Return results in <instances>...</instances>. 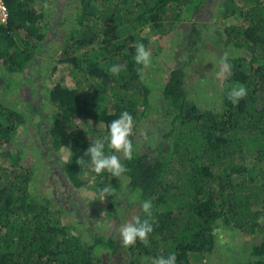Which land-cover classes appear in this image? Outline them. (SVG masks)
<instances>
[{
	"label": "trees",
	"instance_id": "obj_1",
	"mask_svg": "<svg viewBox=\"0 0 264 264\" xmlns=\"http://www.w3.org/2000/svg\"><path fill=\"white\" fill-rule=\"evenodd\" d=\"M3 1L9 17L0 26V163L9 161V167L0 164V264H99L102 250L113 255L124 251L128 264H152L153 258L172 253L176 264H203L215 248L220 228L259 236L261 241L244 255L248 264H264V0H222L224 18L237 15L244 24L224 29L228 85L218 108L203 110L187 97V66H177L161 88L162 98L174 112L171 129L154 154L133 147L131 160L121 158L127 169L121 179L107 171L98 175L95 188L100 194L105 187L113 192L125 184L138 199L139 209L142 202L151 201L153 232L147 245L137 241L127 248L102 237L87 241L78 227L63 224V209L44 193H34L36 165L31 162L24 171L20 169L21 174L14 172L30 152L10 136L24 123V111L35 114L36 135L50 154L57 155L73 119H101L106 128L103 139L109 124L127 111L134 120L133 143L141 119L139 107H148L147 91L143 103L137 95L146 68L134 60L135 45L150 44L140 34L145 27L152 28L158 40L153 42L162 46L161 37L177 23L194 24L193 18L210 0H75L74 24L57 51L59 63L78 80L76 88L55 85L51 89L49 113L21 97L16 104L11 97L25 87L20 75L41 54L51 14L45 0ZM168 19L170 24H164ZM195 27L191 30L197 34ZM164 28L168 30L163 33ZM114 64L124 66L118 75L108 71ZM240 84L247 95L233 105L227 94ZM109 97L114 109L98 114L99 105ZM19 105L25 106L23 112ZM67 135L70 160L60 163L57 171L66 184L80 189L83 181L77 160L90 163L84 152L91 144L82 133ZM105 153L112 154L107 146ZM246 155L252 158L249 164L243 163ZM137 215L148 218L141 209Z\"/></svg>",
	"mask_w": 264,
	"mask_h": 264
},
{
	"label": "rangeland",
	"instance_id": "obj_2",
	"mask_svg": "<svg viewBox=\"0 0 264 264\" xmlns=\"http://www.w3.org/2000/svg\"><path fill=\"white\" fill-rule=\"evenodd\" d=\"M75 0H45L47 11L51 14V25L48 29L46 39L41 45V54L35 55L29 66L25 68L24 74L20 75L21 84L25 87L18 90L12 100L16 104L19 97L34 108H42L49 113V92L55 85L76 88V80L63 64L59 63L58 49L62 48L65 34L70 26L74 24L76 6ZM222 0H210L204 8L195 15L193 23L180 22L171 28L166 36L161 37L162 46L156 42V32L145 27L140 34L150 41L147 49L151 52V64L145 69L143 85H139L137 95L143 103L144 93L147 91V105L139 107V125L135 129L134 148L140 152L147 151L154 154L155 146L160 144L164 135L170 131L173 110L167 101L162 98L161 88L165 83L168 73L179 65H186L185 89L187 97L197 104L201 109H217L220 104L222 91L227 89L228 70H224L221 63L225 50L224 29L230 25L244 24L239 16L224 18L222 12ZM171 20L164 21L170 24ZM196 26L198 39L191 30ZM167 26V25H166ZM168 28H164L163 33ZM158 43V42H157ZM75 48L74 46L70 47ZM192 60L189 62V59ZM82 86V84H81ZM88 84L84 86L87 89ZM144 87V89L142 88ZM136 95V96H137ZM107 98L99 105V113L110 112L114 109V102ZM17 108L23 110L24 105ZM142 112H145L144 117ZM24 123L19 125L14 134L10 136L11 141L19 148L30 152L29 155L16 166L18 174H21L28 166L34 163L37 167L38 184L35 194L44 193L49 199L56 203L62 210L61 221L65 225L78 227L83 232V237L90 241L91 238L102 237L110 239L117 245L121 242L117 238L115 228L137 215L140 211L137 206L138 199L131 196L126 185H121L117 191L112 192V197L107 198L96 190L95 185L98 175L90 166L80 165V177L83 186L75 189L58 175V165L70 160V149L68 146V134L76 131L85 135L91 144L104 134L105 124L101 119L90 120L83 117L75 118L66 127L62 137L63 143L57 155H52L47 146L36 135V123L38 117L35 114L24 111ZM15 144V145H16ZM23 144L24 146H19ZM167 141L165 146H167ZM6 145V144H5ZM4 146V145H2ZM118 155V153H112ZM44 155V158L42 156ZM122 158V154H119ZM252 158L246 155L243 163L249 164ZM9 167V161L0 163ZM90 165V163L88 164ZM22 169L23 171H21ZM121 179V178H119ZM42 191V192H41ZM264 227V217L261 219ZM261 241L253 236L240 234L236 230L218 229L216 232V244L213 252L203 258V264H248L249 259L244 252L256 242ZM99 264H128V259L121 251L117 255L107 250H102L98 255Z\"/></svg>",
	"mask_w": 264,
	"mask_h": 264
},
{
	"label": "clouds",
	"instance_id": "obj_3",
	"mask_svg": "<svg viewBox=\"0 0 264 264\" xmlns=\"http://www.w3.org/2000/svg\"><path fill=\"white\" fill-rule=\"evenodd\" d=\"M45 7L47 5L45 4ZM136 53L134 60L138 65L147 68L151 64V52L145 47L143 43L135 45ZM221 63L224 70L229 69L226 59H222ZM124 66L119 64L112 65L108 71L113 75H118ZM142 73L143 69H139ZM143 79V76H141ZM247 95V89L244 85H236L228 92L227 98L236 105L241 99ZM134 128L133 117L124 111L118 119L113 120L108 126V135L103 139H97L91 142L90 147L84 152L86 156H90V166L97 174L104 171L110 173L113 177L119 178L127 171L124 164L121 162V157L116 154H106L105 148L110 153H120L125 160L133 158V143L130 139ZM78 165H85V161L81 158L77 160ZM112 189L105 187L101 191V195L111 194ZM140 209L147 215L148 218L141 219L139 215H132L130 219L120 224L115 228L117 238L124 247H131L137 241L147 245L149 234L153 232L152 223H150L152 204L150 200L141 203ZM177 257L175 253L169 254L167 258L160 256L152 259V264H176Z\"/></svg>",
	"mask_w": 264,
	"mask_h": 264
},
{
	"label": "built area",
	"instance_id": "obj_4",
	"mask_svg": "<svg viewBox=\"0 0 264 264\" xmlns=\"http://www.w3.org/2000/svg\"><path fill=\"white\" fill-rule=\"evenodd\" d=\"M8 9L3 0H0V26H4L8 21Z\"/></svg>",
	"mask_w": 264,
	"mask_h": 264
}]
</instances>
